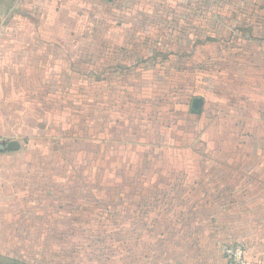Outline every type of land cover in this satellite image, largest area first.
I'll return each mask as SVG.
<instances>
[{"label": "rangeland", "instance_id": "obj_1", "mask_svg": "<svg viewBox=\"0 0 264 264\" xmlns=\"http://www.w3.org/2000/svg\"><path fill=\"white\" fill-rule=\"evenodd\" d=\"M13 9L43 27L48 63L26 72L48 80L15 82L34 127L23 154L0 158V264H92L113 244H141L146 264L170 253L135 241L141 220L106 213L187 198L164 172L185 167L192 141L207 168L264 176V0H0V19ZM152 169L155 190L137 176Z\"/></svg>", "mask_w": 264, "mask_h": 264}, {"label": "crops", "instance_id": "obj_2", "mask_svg": "<svg viewBox=\"0 0 264 264\" xmlns=\"http://www.w3.org/2000/svg\"><path fill=\"white\" fill-rule=\"evenodd\" d=\"M10 11L6 20L0 19V146L1 143L18 142L20 149H0L3 160L24 153L22 142L30 139L27 130L34 127L32 101H25L26 90L22 87L16 89L15 82L35 79L34 74L40 80H48L42 70L33 74L26 72L30 65L48 63V42L39 38L43 27L31 24L28 17L25 22L15 9ZM203 101L200 115L193 114L191 106L193 116L203 115ZM38 105L44 107L42 102ZM175 148L178 147L174 146L170 151ZM181 149L187 152L183 158L185 167L178 169L170 165L171 168L164 173L175 179L173 184L164 187L178 192L184 189L187 198L165 202H109L108 209L113 205H121L124 209L106 211V215L114 213L120 219L141 220L140 228L148 230V233L145 237L137 235L135 241L168 242L165 245L171 249L170 253L156 256L150 264H230L225 258L224 247L235 245L245 246L249 264H264V181L253 180L263 174L255 176L254 170L237 168H207L205 165L209 160L205 146L202 143L198 145L197 141ZM158 160V164L163 162L160 156ZM127 161L124 159V163ZM2 174L9 177L10 172L0 169V196ZM159 175L154 169L147 170V173L145 170L137 172L138 178L151 180L152 190L157 189ZM242 178L246 179L242 182ZM242 193L244 195H240ZM222 194H227L230 199H223ZM143 249L141 244L123 245L119 249L115 244L112 248L104 246L103 249L92 250V264H146L149 255L144 254Z\"/></svg>", "mask_w": 264, "mask_h": 264}, {"label": "built area", "instance_id": "obj_3", "mask_svg": "<svg viewBox=\"0 0 264 264\" xmlns=\"http://www.w3.org/2000/svg\"><path fill=\"white\" fill-rule=\"evenodd\" d=\"M224 255L230 264H249L243 245L225 246Z\"/></svg>", "mask_w": 264, "mask_h": 264}, {"label": "water", "instance_id": "obj_4", "mask_svg": "<svg viewBox=\"0 0 264 264\" xmlns=\"http://www.w3.org/2000/svg\"><path fill=\"white\" fill-rule=\"evenodd\" d=\"M107 2H113L114 0H104ZM203 99L201 98H195L192 102V113L195 115H200L202 113V107H203ZM0 149L3 150H9V151H17L20 149V144L18 142H10L7 145L5 143H1Z\"/></svg>", "mask_w": 264, "mask_h": 264}, {"label": "trees", "instance_id": "obj_5", "mask_svg": "<svg viewBox=\"0 0 264 264\" xmlns=\"http://www.w3.org/2000/svg\"><path fill=\"white\" fill-rule=\"evenodd\" d=\"M107 2V1H106ZM111 3V2H110Z\"/></svg>", "mask_w": 264, "mask_h": 264}]
</instances>
